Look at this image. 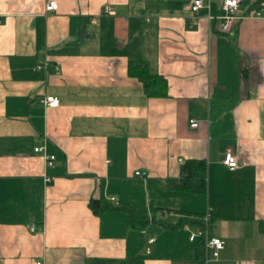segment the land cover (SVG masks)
<instances>
[{
    "label": "crops",
    "instance_id": "obj_1",
    "mask_svg": "<svg viewBox=\"0 0 264 264\" xmlns=\"http://www.w3.org/2000/svg\"><path fill=\"white\" fill-rule=\"evenodd\" d=\"M49 1L0 0V264H264V0L227 33L223 0ZM142 61L166 95L130 74ZM190 160L204 193L171 185Z\"/></svg>",
    "mask_w": 264,
    "mask_h": 264
},
{
    "label": "trees",
    "instance_id": "obj_2",
    "mask_svg": "<svg viewBox=\"0 0 264 264\" xmlns=\"http://www.w3.org/2000/svg\"><path fill=\"white\" fill-rule=\"evenodd\" d=\"M129 71L131 75L137 76L144 85L145 92L149 96H164L167 93V80L164 76L152 71L148 63L142 61L140 63L131 62ZM184 176L178 181H171V185L175 188H186L196 192L204 193L207 187V164L205 161L190 160L183 166ZM91 208L97 214L105 211H111L118 208H123L128 214V223L132 228L145 229L150 219L149 217L139 216L130 207H114L109 204H101L98 199H93L90 202ZM193 214V213H189ZM193 216H200L196 214ZM262 230L264 231V220L260 223ZM130 264H144V260L137 258L131 260Z\"/></svg>",
    "mask_w": 264,
    "mask_h": 264
},
{
    "label": "built area",
    "instance_id": "obj_3",
    "mask_svg": "<svg viewBox=\"0 0 264 264\" xmlns=\"http://www.w3.org/2000/svg\"><path fill=\"white\" fill-rule=\"evenodd\" d=\"M242 0H223L222 1V14L218 16V19L220 20V30L224 33L230 32L234 25L236 24L237 20L240 18L238 15L240 5ZM205 6L204 0H191L186 6L185 9L192 12H197L200 8ZM58 8V3L54 0H51L46 3V9L47 10H55ZM106 10L108 12H112L109 6H106ZM257 15H260L261 13L257 11ZM57 71L59 70L58 67H56ZM43 102L48 106H58L60 101L55 96H47ZM190 125L192 127L198 126V121L195 119L190 120ZM35 151H42L43 155L46 159V165L52 166L54 164V161L56 159V155L47 154L45 151V146H38L35 147ZM222 162L229 167L230 169H235L240 165V161L238 156L233 154L231 151H228L224 154L222 158ZM137 175H145L146 172L144 171H136ZM50 180V178L48 179ZM30 229L32 231L36 230V227L34 224L31 225ZM199 234H203V231L194 232L191 235V239L194 240L196 236ZM150 242H153L154 239H150ZM208 246L213 254L214 257H217L220 253V250L225 247V241L221 239L220 237H210L208 240ZM148 251L150 252L151 249L148 248ZM37 264H42L41 262H37Z\"/></svg>",
    "mask_w": 264,
    "mask_h": 264
}]
</instances>
